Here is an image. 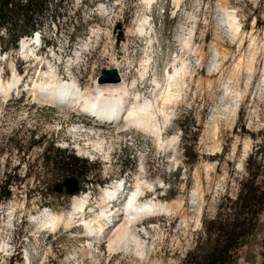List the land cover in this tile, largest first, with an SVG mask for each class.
Wrapping results in <instances>:
<instances>
[{
	"label": "rangeland",
	"instance_id": "obj_1",
	"mask_svg": "<svg viewBox=\"0 0 264 264\" xmlns=\"http://www.w3.org/2000/svg\"><path fill=\"white\" fill-rule=\"evenodd\" d=\"M221 4L235 9L242 23V34L236 38L222 18ZM56 8L59 18H49L43 32L54 48L43 46V59L32 51H3L0 46L5 81L16 69L24 88L41 69L52 66L61 78L73 76L88 88L106 69L118 66L129 83H137L138 92L152 98L155 74L161 78L172 73L181 58L188 61L192 78L187 77L189 86L163 134L165 140L177 137L169 148L134 128L118 132L122 124L104 126L77 109L35 101L31 94L18 98L15 90L10 99L0 96V239L14 247L13 256L6 255L11 247L2 252L0 264H25L26 248L34 264H192V251L208 249L207 226L238 196L240 182L247 177L248 156L262 150L258 159L264 164V0H182L179 7L173 0H160L151 12L143 0H67ZM145 16L152 18L153 29L144 35L137 27ZM190 31L193 41L185 47L180 38ZM252 55L256 57L250 68ZM76 56L83 62L74 65ZM147 60V76L140 78ZM77 127L94 138L93 131L105 133L110 150L81 153L79 146L87 150L92 143L76 136ZM69 156L77 160L68 164ZM71 176L79 182L76 194L82 197L91 191L94 196L90 219L103 188L121 176L129 177L134 186L138 177L146 178L157 188L158 200L182 199L184 205L178 213L146 216L144 226L136 224L138 232L131 237L139 248L127 236L122 242L126 246L121 243L109 250L113 231L92 247L83 235L85 228L66 229L65 224L41 236L48 211L67 214L76 206L74 195L54 191L57 182ZM12 211L14 226L8 224ZM235 252L227 264L264 263V211L252 235Z\"/></svg>",
	"mask_w": 264,
	"mask_h": 264
},
{
	"label": "bare ground",
	"instance_id": "obj_2",
	"mask_svg": "<svg viewBox=\"0 0 264 264\" xmlns=\"http://www.w3.org/2000/svg\"><path fill=\"white\" fill-rule=\"evenodd\" d=\"M153 1L154 0H143L150 12L152 11ZM173 2L177 7H179L182 0H173ZM220 8L221 11H223L222 14L224 17L222 18L226 21L225 23L227 24L229 30L232 32L235 38L238 37L242 32V23L240 22L237 12L235 9L231 10L222 4ZM151 19L146 16L140 19L137 27L138 32L145 35L148 33V28L152 30L153 23ZM192 33L193 32L190 31L189 35H186L185 32L182 34L180 40L185 47L191 46L193 41ZM30 42L31 40L29 39L23 41V47L26 48L25 51H29L31 47H29ZM32 43L34 42L32 41ZM16 51L20 52V47ZM215 52L217 56V50ZM255 57L256 56L252 55V60L248 62V66H250V68L253 66ZM181 59V65H174L172 73L167 72L161 78L155 74L153 79L154 84L152 98H148L144 96V94H141V92H138V85H136L137 83H129L126 80V73L122 72L118 66L114 67V69L118 72L120 77L119 81H109L108 83L96 80L95 84L88 88H80V82H78V80L73 76H71L72 80H66L64 77L61 78L52 66L49 67L48 70L41 69L39 72V77L36 80H31L34 82V84H32V82L29 80L24 84V88H22L19 85L22 78L18 76L19 74H17L16 69H14L11 80L5 81L2 77V74H0V96L4 99H10L13 97L15 90L18 94H20L22 90H26L27 94L33 95L35 101H43L47 102L48 104L51 103L57 107L66 108L69 111H74V109H77V111L81 112L80 114H83V116L86 118L91 117L90 115L93 114L102 119L101 123H103L104 126H117L118 124H122V126L119 127L118 132L134 128L141 133L155 137V142L160 147L169 148L176 143L175 141H177V137L173 136L169 140H165L163 134L167 124L172 122L171 120L173 116V110L176 104L180 98H183V92L189 86L187 77L189 76L192 78L190 65L187 63L188 61L186 62V60L183 58ZM147 62L148 60L143 63L142 68L139 71L140 78L147 76L145 75L146 71L148 70V66L145 64ZM200 64H202V61ZM126 68L129 69L130 67L127 66ZM254 68H256V66L253 67V69ZM75 85H77V89L74 88ZM238 102L239 101H237V103ZM69 104H74L75 107H72ZM236 109H238V107H235L234 114L237 111ZM68 110H64L65 116L68 115ZM89 120L98 123V121H95L93 118ZM75 131L77 137H88V140H90V143H92L90 146L91 148H88L89 150H85L84 147L79 146L81 153H90L91 150L106 153L110 150V143L105 133L98 131L94 132L92 130L93 135L95 136L94 138L89 131L84 132L86 131L84 130V127H77L75 128ZM144 179L139 177L137 178V181L135 182V190L128 197H126L127 199L124 198V190L121 191L122 184L124 181H126V179L122 180L120 183H118V181L113 182V184L107 185L105 188H103V198L101 201L97 202L98 209L94 210L93 219H90L88 215L89 208L91 205H93L94 196L92 192L89 191L85 196L82 197L79 196V194H76L72 196L73 203L76 204L74 209L71 211L69 210L67 214L48 211V213L45 214L46 217L43 218L44 221H42L40 228H42V232L56 231L61 224H65L66 229H72L73 227L77 226L85 228V233L83 235L87 237L88 245L92 247L94 246L95 240L97 241L104 239L107 237L109 232L113 231V233L108 237L109 250L113 251L116 250L118 246H126L123 244L124 240L126 239L125 242H127V236H134V232L137 229L135 226L138 220H141L146 216H154V214L171 215L178 213L182 210L184 205L182 199H176L170 202L158 200V198H156L157 196H153V198L150 197L148 199L147 195H145L146 199H141L140 196L146 193L148 190L152 191L156 189L153 183L149 182L146 178ZM195 194L198 196L197 191ZM201 207L202 206L199 208L200 214ZM13 212L14 211L10 213L8 218L9 225L14 224ZM117 219L119 220L116 221ZM114 221L117 223L114 224ZM183 221L188 223L187 216L184 217ZM71 225L73 226L71 227ZM137 232L138 231H136V233ZM136 237L139 238L140 235H137ZM131 238L128 240H131ZM135 240L131 242H135L137 246ZM142 241L143 240H141V243ZM121 243L122 245H120ZM139 246L141 245H138L137 247L139 248ZM10 247V241L4 237L1 238L0 256L3 254L2 252L7 251ZM138 248H136V250ZM139 250L140 249H138V251ZM133 251L135 252V250ZM25 256L26 264H34L30 249L26 248Z\"/></svg>",
	"mask_w": 264,
	"mask_h": 264
},
{
	"label": "trees",
	"instance_id": "obj_3",
	"mask_svg": "<svg viewBox=\"0 0 264 264\" xmlns=\"http://www.w3.org/2000/svg\"><path fill=\"white\" fill-rule=\"evenodd\" d=\"M67 0H0V46L3 51L17 50L22 37L45 31L49 18H59L61 3ZM53 8H56L54 11ZM45 36V35H44ZM47 43H52L48 40ZM257 150L246 160L247 177L234 201L223 206L218 219L207 226L208 249L190 253L192 264H227L234 260L235 250L252 235L264 211V164ZM68 164L75 157L69 156ZM214 236H216L214 238ZM264 264V263H263Z\"/></svg>",
	"mask_w": 264,
	"mask_h": 264
},
{
	"label": "water",
	"instance_id": "obj_4",
	"mask_svg": "<svg viewBox=\"0 0 264 264\" xmlns=\"http://www.w3.org/2000/svg\"><path fill=\"white\" fill-rule=\"evenodd\" d=\"M108 75H112V77H109ZM119 75L118 72L113 69H106L104 71V75L100 77L99 81L100 82H117L119 81ZM66 190V192L69 195H74L80 191V186L77 178L75 176L71 177H66L63 182H57L56 185L54 186V191L55 192H62Z\"/></svg>",
	"mask_w": 264,
	"mask_h": 264
}]
</instances>
